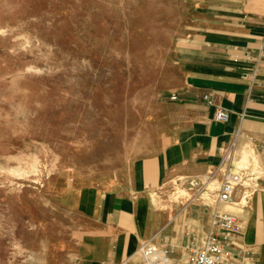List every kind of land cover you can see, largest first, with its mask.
<instances>
[{"label": "crops", "instance_id": "crops-1", "mask_svg": "<svg viewBox=\"0 0 264 264\" xmlns=\"http://www.w3.org/2000/svg\"><path fill=\"white\" fill-rule=\"evenodd\" d=\"M160 1L171 17L159 12L155 24L172 33L168 44L156 41L155 77L130 97L122 134L44 183L32 232H51L53 205L61 238L31 247L39 264H148L146 241L189 264L188 246H203L216 210L229 207L241 222L230 264H264L263 189L243 209L170 194L211 175L221 182L226 167L244 165L243 149L264 183V0ZM217 106L227 122L214 120ZM232 144L235 163L224 164Z\"/></svg>", "mask_w": 264, "mask_h": 264}, {"label": "rangeland", "instance_id": "rangeland-1", "mask_svg": "<svg viewBox=\"0 0 264 264\" xmlns=\"http://www.w3.org/2000/svg\"><path fill=\"white\" fill-rule=\"evenodd\" d=\"M161 2L0 0V264H39L31 247L59 242L53 205L51 232H32L44 183L122 134L130 97L155 77L156 41L172 33L155 24L171 17Z\"/></svg>", "mask_w": 264, "mask_h": 264}, {"label": "built area", "instance_id": "built-area-1", "mask_svg": "<svg viewBox=\"0 0 264 264\" xmlns=\"http://www.w3.org/2000/svg\"><path fill=\"white\" fill-rule=\"evenodd\" d=\"M210 105L214 104L212 98L205 97ZM214 120L218 122H227L230 119V112L217 106L214 113ZM235 148L232 144L224 155L225 162L233 161ZM223 164V165H224ZM223 174V180L219 183L217 190V197L215 203L219 206L235 204L240 209L248 205L252 195L258 191L264 190V183H262V171L252 163L239 164L236 170L231 167H226ZM200 183L198 181H191L192 190H197L196 195L190 199L198 197L199 194L204 193L208 187V180ZM241 188L242 194L238 200H235L236 191ZM241 231V222L238 213L216 210L209 234L203 246L197 247L189 245L190 261L189 264H230L232 252L230 247L235 245L238 234ZM140 252L147 256H154L159 262H171L167 250L159 249L155 244L146 241L140 248ZM161 256V257H160ZM148 264H152L147 261ZM173 264V263H171Z\"/></svg>", "mask_w": 264, "mask_h": 264}, {"label": "bare ground", "instance_id": "bare-ground-1", "mask_svg": "<svg viewBox=\"0 0 264 264\" xmlns=\"http://www.w3.org/2000/svg\"><path fill=\"white\" fill-rule=\"evenodd\" d=\"M248 146H249V144H248ZM245 148V147H244ZM248 148V147H247ZM253 150H255V149H253ZM243 151V154H244V156H246L247 154H248V151H247V149H243L242 150ZM239 154V153H238ZM239 155H241V153L239 154ZM243 156V157H244ZM247 157H245V159H246ZM255 159V158H254ZM240 161V160H239ZM238 162V161H237ZM248 162H249V160H248ZM233 163H235L234 161H233ZM247 163V162H246ZM245 164V163H244ZM216 184H217V182L213 179L209 184H208V187H207V190L202 194V196H201V198L202 197H210L211 198V196H213V192H214V190H215V187H216ZM192 189V188H191ZM190 189V190H191ZM192 191V190H191ZM190 193H189V191L185 188V187H183V188H177V190H176V192L173 194V196H172V198H177V197H179V196H185V195H189ZM173 199V200H174ZM143 256H144V259L145 260H147V261H149V262H151L152 264H171L172 262H166V261H161V262H159V260H157L154 256H145L144 254H143ZM161 257V256H160Z\"/></svg>", "mask_w": 264, "mask_h": 264}]
</instances>
